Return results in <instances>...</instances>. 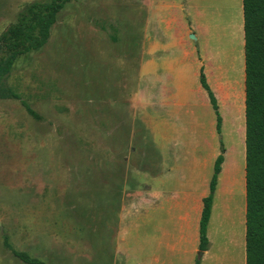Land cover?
I'll list each match as a JSON object with an SVG mask.
<instances>
[{"label": "rangeland", "instance_id": "374dc122", "mask_svg": "<svg viewBox=\"0 0 264 264\" xmlns=\"http://www.w3.org/2000/svg\"><path fill=\"white\" fill-rule=\"evenodd\" d=\"M31 1L0 0V33ZM182 1L175 13L188 15L195 39L189 31L184 76L193 89L179 118L169 107L148 108L147 10L139 0H70L48 41L16 59L4 84L19 98L0 97V264H26L4 236L45 264H136L139 244L129 234L148 233V185L183 165L182 175L210 180L216 156H209L221 144L227 169L214 201L219 222L214 209L211 255L201 264H241L242 210L226 192L232 162L243 164L244 144L235 137L244 124L241 0ZM172 40L156 56H176L182 46ZM200 66L217 100L220 133Z\"/></svg>", "mask_w": 264, "mask_h": 264}, {"label": "crops", "instance_id": "0c3cea01", "mask_svg": "<svg viewBox=\"0 0 264 264\" xmlns=\"http://www.w3.org/2000/svg\"><path fill=\"white\" fill-rule=\"evenodd\" d=\"M139 5L147 10V48L143 52L142 70L146 72L149 83L147 84V104L149 110L154 108L155 111L170 108V112L179 118L181 109L188 104L189 88L186 79V59L189 56L184 46H188L187 36L193 30V24L188 21V15L185 13H175V9L182 10L183 1L180 3L174 0H139ZM242 6V0H241ZM243 17V10H242ZM188 23V24H187ZM177 34V35H175ZM172 38L176 45H180L177 55L173 56H156L159 48L163 50L168 46V40ZM195 49V48H194ZM194 59H201L197 50H193ZM146 70V71H145ZM154 82V87L151 83ZM209 84V83H208ZM201 86V85H200ZM210 86V85H209ZM202 88V87H201ZM203 89V88H202ZM244 89V88H243ZM204 90V89H203ZM243 113H244V91H243ZM239 116L238 112L235 114ZM152 118L149 113V119ZM236 127H239L237 124ZM236 134V142L239 139L244 144L242 148L243 164L234 160L231 164L232 180H229L230 191H226L231 197L234 207L242 210V241L240 244L241 264H245V211H246V194H245V115L244 124L241 128L242 135ZM226 149L223 152V162L217 177V183L225 173ZM217 156L215 153L209 157ZM193 158H195L193 156ZM216 158V157H215ZM192 164V163H191ZM184 166V165H183ZM183 166L179 168L178 175L165 177L160 183H151L147 188V205L148 216L147 225L148 233L146 237L137 239V236L129 234V240L134 243L138 242V249L141 258L136 264H195L197 253L199 252V222L203 209V199L209 194V178L202 174L200 176L187 177L182 175ZM199 168V161L193 162L192 170ZM229 170V172H230ZM181 171V172H180ZM188 181V183L186 182ZM217 183L213 192L211 205V216L207 225L208 247L200 253L199 264L203 257L211 253V237L209 234L210 223L214 218V209L218 216L220 203L214 204L217 196ZM221 188V193H222ZM225 193V191H224ZM237 198V200H235ZM225 201L220 197L219 202ZM178 212L176 218L172 213ZM166 214V217L162 215ZM176 216V215H175ZM211 255V254H210ZM231 262H233L232 255ZM222 263L226 258H218Z\"/></svg>", "mask_w": 264, "mask_h": 264}, {"label": "trees", "instance_id": "16d2710c", "mask_svg": "<svg viewBox=\"0 0 264 264\" xmlns=\"http://www.w3.org/2000/svg\"><path fill=\"white\" fill-rule=\"evenodd\" d=\"M70 0H34L18 13L16 21L0 33V97L19 98L4 84L16 59L41 48L49 39L58 13ZM244 38V115H245V264H264V0H242ZM199 83L207 93L215 112V129L221 132L222 118L216 97L210 88L203 67ZM27 112L37 113L25 102ZM213 165L209 194L203 199L199 222L200 253L208 247L207 225L211 216L213 192L223 162L224 147ZM4 245L26 264H45L28 253L14 249L4 236ZM199 264V258L196 263Z\"/></svg>", "mask_w": 264, "mask_h": 264}, {"label": "water", "instance_id": "95a60500", "mask_svg": "<svg viewBox=\"0 0 264 264\" xmlns=\"http://www.w3.org/2000/svg\"><path fill=\"white\" fill-rule=\"evenodd\" d=\"M189 36L193 39H195V35L193 33H190Z\"/></svg>", "mask_w": 264, "mask_h": 264}]
</instances>
